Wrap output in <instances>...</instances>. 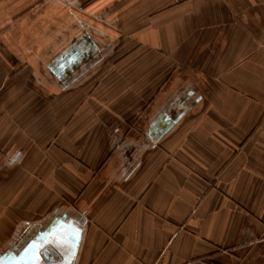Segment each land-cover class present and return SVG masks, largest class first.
Returning <instances> with one entry per match:
<instances>
[{
  "label": "crops",
  "instance_id": "obj_1",
  "mask_svg": "<svg viewBox=\"0 0 264 264\" xmlns=\"http://www.w3.org/2000/svg\"><path fill=\"white\" fill-rule=\"evenodd\" d=\"M59 213L74 264H264V0H0V257Z\"/></svg>",
  "mask_w": 264,
  "mask_h": 264
},
{
  "label": "water",
  "instance_id": "obj_2",
  "mask_svg": "<svg viewBox=\"0 0 264 264\" xmlns=\"http://www.w3.org/2000/svg\"><path fill=\"white\" fill-rule=\"evenodd\" d=\"M162 123L161 119L158 122L161 128ZM72 212L79 217V220L82 218V215L78 212ZM68 214H57L50 225L33 236L29 234L30 230L26 228L19 241L0 257V264H17V262L19 264H58V261L61 260L62 262L66 257H71L72 260H75L83 240L84 227L82 228L81 221L66 222L63 220ZM59 237H63V240H58ZM64 244L67 246L68 244L71 245L69 256L61 248ZM53 250L58 258L53 257ZM74 262L71 261V264Z\"/></svg>",
  "mask_w": 264,
  "mask_h": 264
},
{
  "label": "flooded vegetation",
  "instance_id": "obj_3",
  "mask_svg": "<svg viewBox=\"0 0 264 264\" xmlns=\"http://www.w3.org/2000/svg\"><path fill=\"white\" fill-rule=\"evenodd\" d=\"M60 29L61 32L58 33L57 31L55 38L61 41V43L63 41L67 42L68 40V44L71 39L72 43L68 46L67 50L65 47L61 50V52H65L63 55L59 56L57 60H53V62L50 61L49 63L47 69L50 70L51 73H56L57 76L45 78L38 77L41 82L43 81L46 85L51 84L53 87H58L59 85L64 86L66 84L71 85L75 79H78V77H76L77 75H81L84 69L93 67L100 55L107 50V44H102L101 40L96 38L98 33L91 29L88 30L83 27L76 28L77 30L65 29L63 31L62 28ZM64 253L69 256L65 251ZM77 256L78 252L75 256V260H72L71 257H66L62 262L61 260L58 261V264H71V261L76 262ZM53 257L58 258L54 250Z\"/></svg>",
  "mask_w": 264,
  "mask_h": 264
},
{
  "label": "snow or ice",
  "instance_id": "obj_4",
  "mask_svg": "<svg viewBox=\"0 0 264 264\" xmlns=\"http://www.w3.org/2000/svg\"><path fill=\"white\" fill-rule=\"evenodd\" d=\"M58 240H63V237H59ZM37 243H39V242H37ZM37 254H38V252H37ZM17 264H19V262H17Z\"/></svg>",
  "mask_w": 264,
  "mask_h": 264
},
{
  "label": "built area",
  "instance_id": "obj_5",
  "mask_svg": "<svg viewBox=\"0 0 264 264\" xmlns=\"http://www.w3.org/2000/svg\"><path fill=\"white\" fill-rule=\"evenodd\" d=\"M186 264H191V263H186Z\"/></svg>",
  "mask_w": 264,
  "mask_h": 264
}]
</instances>
